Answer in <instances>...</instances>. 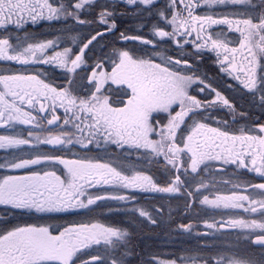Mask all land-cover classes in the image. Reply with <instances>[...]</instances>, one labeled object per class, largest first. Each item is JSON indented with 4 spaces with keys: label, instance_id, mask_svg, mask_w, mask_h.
<instances>
[{
    "label": "snow or ice",
    "instance_id": "6c2138e0",
    "mask_svg": "<svg viewBox=\"0 0 264 264\" xmlns=\"http://www.w3.org/2000/svg\"><path fill=\"white\" fill-rule=\"evenodd\" d=\"M92 0H78L74 5L59 4L54 7L50 0H0V25L11 21L20 24L27 17L35 22L43 18L47 12V19L58 18L60 15L76 16L75 10L82 9ZM138 0H126L129 5H135ZM198 2V0H197ZM228 0H204L205 4H225ZM248 0H231L233 4L247 3ZM142 5H152L154 0H139ZM183 5V7H178ZM171 7L176 10L168 19L163 12L165 23L161 27H153V36L158 38H172L178 36H190L196 33V39L202 40L198 47H208L217 52L223 51V61L228 63V69L235 73V79L249 90L257 89V68L264 72V15L258 17V22L253 19H214L212 16L193 15V5L190 0H171ZM69 8L74 9L69 11ZM185 12L187 15H185ZM112 13L102 11L100 21L108 24V17ZM80 23L86 21L80 20ZM215 24L236 25L235 31L240 34L238 47H229L228 43L213 38L211 34L202 36L205 25ZM112 23L109 30L114 28ZM171 27V31L165 30ZM92 36L79 54L74 58L72 49L65 48L63 52H56L54 56L43 60V63L56 62L67 72L74 73L82 63L83 53L97 36ZM127 40L129 37L123 36ZM132 39H142L132 37ZM145 44L152 45L153 40H143ZM179 43V41H177ZM53 46L52 41L36 45L29 44L22 50H17L7 39H0V59L17 61L28 64L31 61L39 63L37 51L43 53L46 48ZM241 59L237 61V54ZM115 59L111 60V73L105 71H93L90 80L95 84V91L88 97H79L70 91L69 86L63 88L51 87L40 79L39 75H0V124L11 126V122H19L32 126L27 132V137L17 135H0V149L18 148L21 145L33 143L47 144L51 146L78 143L84 145L98 143L103 139L106 143L111 142L120 146L132 145L137 149L150 150L156 156H163L166 163L171 165L178 173L168 186L160 187L151 176L135 172L126 175L111 164L93 162L87 159H64L60 156L37 154L34 158L25 159L13 157L0 163V168L26 169L31 165H39L42 162H56L63 164L67 169V178L62 179L55 172L33 171L25 175H5L0 178V205H12L19 209L34 208L39 212H61L72 209L87 208L97 201L112 199L128 201L132 199L124 195H93L89 189L97 185H112L123 190H140L146 192L177 193L186 186L181 175L199 173L200 166L205 161H223L225 164H237L248 168L250 161L252 169L264 176V135H230L226 131L209 127L205 123L194 121L188 127L186 117L192 119L198 115L199 109L207 107L195 96L189 94V88L193 76L185 75L178 65H187V60L174 59L162 52H153L145 57H137L127 50L113 52ZM154 57H160L161 62H155ZM102 65L97 64L96 68ZM230 73V74H231ZM111 81L115 84L127 85L130 91L128 99L122 107H113L109 97L103 95L101 89ZM259 97L264 104V74L259 76ZM202 83V81H201ZM217 99L222 100L224 105L229 101L217 93ZM39 103V111H46V103H50L53 113L51 119H47V125H55L60 117L55 115L56 106L64 108V126L71 125L70 130L53 132L45 128L31 111L25 110V106L35 107ZM178 105L179 111L172 115V106ZM168 113L169 119L166 124L159 125L154 120V113ZM70 114V115H69ZM186 125L187 135L181 138L180 133L185 131L181 125ZM85 129L87 134L84 135ZM38 130V131H37ZM74 130V131H73ZM259 130L264 132V125ZM79 133L80 135H77ZM158 135L159 139H153ZM178 139L180 142L178 143ZM182 144V146H181ZM186 158V159H185ZM185 165H187L185 167ZM207 166V165H205ZM206 187V185H201ZM253 191L259 189L264 194V183L251 186ZM199 192V189H197ZM192 192H188L192 196ZM86 200V203H85ZM247 202V206H245ZM202 204L216 209L235 210L243 209L248 213H256L258 208L260 215L264 217V199L251 200L247 195H239L233 192L231 195H217L214 199L204 196ZM141 216L149 214L139 210ZM150 218V217H149ZM229 227L251 230H260L264 233V219L262 220H229ZM220 227L225 222H219ZM188 229L190 225H181ZM208 228H215V224H207ZM127 236V231L117 227L105 226L100 223H80L64 227L53 234L50 227L46 226H17L10 230L0 232V264H109L104 258L95 256L90 260H81L84 250L93 245L103 246L106 249L115 250L121 241ZM256 243L264 245V234L257 235ZM193 264L199 259L197 256L187 257ZM247 264L246 261L235 258H222L217 264ZM110 264H120L112 259ZM174 264V262H173Z\"/></svg>",
    "mask_w": 264,
    "mask_h": 264
},
{
    "label": "rangeland",
    "instance_id": "374dc122",
    "mask_svg": "<svg viewBox=\"0 0 264 264\" xmlns=\"http://www.w3.org/2000/svg\"><path fill=\"white\" fill-rule=\"evenodd\" d=\"M54 7H58L63 3L67 5H74L78 0H50ZM193 5V15L205 16L209 15L213 18H224L227 16L229 19H253L254 22H258V17L264 15V0H248L247 3L233 4L231 0H228L225 4H205L204 0H190ZM151 6V7H148ZM178 7H182L179 5ZM74 9L69 8V11ZM108 11L112 13L108 17V24H104L100 21V13L102 11ZM175 8L171 7V0H154L152 5H142L138 2L135 5H129L126 0H92L90 4H86L82 9L75 10L78 15L69 16L68 19L74 23L80 25L81 29L84 28L82 38L79 41L77 51L73 52V45L64 44L57 47L58 41H53L51 50L46 48L43 53L37 51L36 55L39 58V63L31 61L28 64H21L17 61H8L0 59V75H14V74H31L36 75L38 69L51 70L59 81L54 83L50 82L51 87L63 88L69 86V80H71L70 91L73 95L79 97H88L93 91H95V84L90 80L93 71H105L111 73V69L107 68V65H111L110 61L100 59L99 62L103 66L99 69L96 68L97 64H93L87 68V64L80 66L74 73L67 72V69L61 67L58 63H43V60L54 56L56 52H63L65 48L72 49L74 58L75 54H79V49L83 47L84 43H87L92 36H96L97 33L101 35L97 36V39L92 42L85 49L84 53L88 52L89 59L93 57H109L115 59V56L109 54V51L117 50H134L133 54L137 57H147L155 52H162L166 56H170L174 59L189 60L195 56L198 57L199 68L203 69L198 75L196 73L191 74L187 67H182V73L185 75L193 76L194 86H190L189 93H197L198 98L202 102V105H207L198 111V115L194 119H186L187 126L190 127L194 121L207 124L209 127L218 128L221 131H226L230 135H241L240 132L243 129L242 124L246 126L247 135H264V132L259 130L261 125H264V109L259 110L255 115H250L247 112L246 115L239 113L236 109V104L233 100H236L242 93H247L246 98H254V93L245 88L240 81H233L232 75L228 77L231 83L236 86L233 89L227 87V80H219L217 74L221 65H225L223 57L217 55V52L208 47H198V44H202L203 41L195 43L194 34L190 36H178L175 39L172 38H158L153 36V27L159 25L164 26L165 19L160 15L161 12L171 18V14L175 11ZM198 12H201L200 14ZM65 15H60L58 18L51 19V21H58L60 19L65 21ZM16 18L13 17L11 21L5 22L0 25V38L3 37V33L6 30H10L5 33L6 39L17 50L26 48L29 44L36 45L40 43H47L48 41L39 39L37 36H32V31H28L26 34L31 35L28 38H21L26 28L31 21L30 18L25 17L20 24L15 22ZM40 21H47V12L43 18H38ZM83 20L86 23H80ZM147 20H149L147 22ZM114 23L115 27L109 30L111 24ZM95 24V25H93ZM121 26V27H120ZM36 27V26H35ZM236 25L232 27L226 24H215L210 27L205 26V32L201 33L202 36L211 34L213 38L224 40L229 38L230 47H238L235 43H239L240 36L235 31ZM165 30L171 31V27ZM53 37H58L63 40L61 36L63 34H56L51 32ZM123 36L127 37H140L142 39L125 40ZM26 37V36H25ZM15 39V40H14ZM143 40H153L152 45L145 44ZM193 40V42H191ZM179 41V43H177ZM120 43V47L116 48ZM193 44V45H192ZM143 46V49H140ZM197 50L201 52L198 53ZM221 51V50H220ZM149 53V55H146ZM100 54V55H98ZM175 54V55H174ZM86 57V54H85ZM155 62L160 63V57H154ZM241 58L237 57V61ZM264 64V61H261ZM181 65V64H180ZM206 65H209V70L212 76L206 69ZM112 66V65H111ZM84 67V68H82ZM105 67V68H104ZM179 68V65L177 66ZM219 73L222 75L228 70H223ZM188 70V72H187ZM36 72V73H35ZM204 72V74H203ZM260 67L257 68V77L260 76ZM72 77V78H71ZM71 78V79H70ZM53 80V79H51ZM202 81V83H201ZM84 82L85 85L81 86ZM191 84V85H192ZM86 86V87H85ZM198 89L200 91L198 92ZM103 95L109 97L113 107H122V101L126 103L130 91L127 89V85H120L108 81L103 89H101ZM219 93L223 94L229 101V105H224L222 100L213 98ZM195 95V94H194ZM196 95V96H197ZM208 97V98H206ZM260 102V100L258 101ZM60 115V120L55 125H47V122L41 123L45 128L53 131L54 133L63 127L64 130H70L71 125L64 126L65 110L59 107L57 104ZM172 115L179 111V106H172ZM240 109V108H239ZM53 113L50 111V116ZM70 115V114H69ZM50 117V119H51ZM43 117L42 119H44ZM169 119L168 113H154V120L159 125L166 124ZM242 122V123H240ZM12 123V122H11ZM13 126V125H11ZM9 129L0 131V135H9ZM32 127V126H30ZM17 129L16 127L12 130ZM30 129V128H29ZM181 129H185L187 135L186 125L182 124ZM241 129V130H239ZM234 130L237 132L234 133ZM239 130V131H238ZM74 131V130H73ZM28 130H20L18 134L23 137H27ZM244 133V134H245ZM87 134L85 129L84 135ZM77 135H80L77 133ZM182 138V135L180 133ZM153 139H159L158 135H154ZM29 145H21L18 148L1 149L0 163H4L6 160H11L13 157H22L25 159L34 158L37 154H46L47 150L56 151L54 156H60L64 159H87L93 162L107 163L121 170L126 175H132L135 172H141L142 174L151 176L153 181L160 187L168 186L169 182L174 179L178 173L171 165H168L163 156L156 157L150 150L137 149L132 145H117L111 142H105L103 139H99L98 143L93 142L85 145L73 143L58 146H40L37 143ZM178 143L180 140L178 139ZM47 145V144H46ZM182 146V144H181ZM156 159H160L156 161ZM186 159V158H185ZM150 161L156 163V170L161 169V176H153L156 171H148L147 173L140 170V164L144 161ZM248 168L238 166L237 164H225L223 161L209 160L205 161V164L200 166L199 173H191L188 170L187 175H181V179L185 181L186 186L177 193H161V192H146L135 189L123 190L112 185H97L89 192L93 195H124L127 194L132 199L128 201H117L112 199H104L97 201L95 204L82 209H72L61 212H39L34 208L19 209L12 205H1L0 207V232L4 230H10L17 226H46L50 227L53 234H58L64 227L72 224L80 223H100L105 226L117 227L127 231V236L123 241L119 243V246L112 250L111 248H105L103 246L93 245L91 248L84 250V254L81 256V260H90L92 257L99 256L109 262L112 259H116L120 264H193V262L187 257L197 256L199 259L195 261V264H217L218 260L222 258H235L237 260L246 261L247 264H264V258L245 256L243 252L238 249L249 242L253 241V245L256 243L257 235L260 230H255L253 233L248 229L232 228L227 225L229 220H262L264 217L260 215V210L256 213H248L243 209L226 210L216 209L209 205L202 204L204 196H208L209 199H214L217 195H231L236 192L239 195H247L251 200L264 199V194L261 190L257 189L253 191L251 186L264 183V176L255 172L252 169L250 161ZM43 163V162H42ZM48 165L44 171L55 172L56 175L62 179L67 178V169L63 164L56 162H45ZM161 165V166H160ZM207 165V166H205ZM187 165H185L186 167ZM0 178L5 175H25V169H9L7 167L1 168ZM35 171H40L41 168H32ZM206 187H201V185ZM199 189V192H197ZM188 192H192V196L188 195ZM86 203V200H85ZM247 206V202H245ZM145 210L149 215L141 216L139 210ZM150 217V218H149ZM225 222L223 228L220 227L219 222ZM207 224H215V228H208ZM181 225H190L188 229L182 228ZM134 227V228H133ZM160 231L161 233H158ZM139 232L144 234L140 235ZM148 234V236L146 235ZM143 239L145 247L148 248L146 254H142L141 249L138 246V240L140 237ZM152 237H158V241ZM237 238V241L235 240ZM141 243V244H142ZM137 247L134 249V245ZM80 264V261H77ZM223 264H227V259L223 260Z\"/></svg>",
    "mask_w": 264,
    "mask_h": 264
},
{
    "label": "flooded vegetation",
    "instance_id": "af4514ba",
    "mask_svg": "<svg viewBox=\"0 0 264 264\" xmlns=\"http://www.w3.org/2000/svg\"><path fill=\"white\" fill-rule=\"evenodd\" d=\"M182 7H183V5H182ZM199 14L201 13V12H198ZM185 15H187V13L185 12ZM214 19H223L222 17L220 18H214ZM93 25H95V24H93ZM221 25H223V24H221ZM206 26V25H205ZM233 25H231V27H232ZM208 27V26H207ZM83 30H84V28H82L81 29V31H79V32H77L76 33V42H77V45H79V41H80V39H83L82 38V33H83ZM195 36H194V41H195V43H197V42H200L201 40H197L196 39V33L194 34ZM240 36V34L238 33V37ZM131 40H134V39H132V36L131 37H129ZM128 40V39H127ZM222 41H224L225 43H228V45H229V43H230V40H229V38H226V39H224V40H222ZM191 42H193V40H191ZM236 45H238L239 43H235ZM193 45V44H192ZM118 47H120V43L118 42V45L116 46V48H118ZM229 47H230V45H229ZM236 47V46H235ZM144 47L143 46H141V48L140 49H143ZM203 49H204V47H202ZM86 51H87V49H86ZM129 51L130 52H133L134 54L136 53L135 51H136V49H134V50H131V49H129ZM113 52L114 51H109V54L110 55H112L113 54ZM197 52L198 53H200L201 51L200 50H197ZM175 55V54H174ZM221 56L223 57V51L221 50ZM237 57H239V58H241V56H240V54L238 53L237 54ZM107 58H109V59H111L109 56L107 57ZM83 60H84V63H86L87 64V66L89 65V62L87 61V59H86V57H85V54H83ZM188 61V64L187 65H184V64H181V65H179V69H181L182 67H187L188 68V70H189V72H191V74H194V73H196L197 75L201 72V71H203V69H201V68H199V61H198V57L197 56H195V57H193V58H191V59H189V60H187ZM4 62H6V60L4 61ZM84 63H82L80 66H84L85 68H86V66L84 65ZM224 63H225V65H221V67L219 68V71L221 72L222 71V69L221 68H223V70H225V69H227L228 68V63L226 62V61H224ZM84 67H82V68H84ZM206 69H207V71L209 72V75L210 76H212V74L213 73H211L210 72V70H209V65H206ZM188 70H187V72H188ZM219 71L218 72H216V73H214V74H217V78L219 79V80H222V79H225V80H227V87L229 88V89H233L236 85L235 84H233V83H231V81H230V79L228 78V77H230L231 75H232V77H233V81L234 82H236V81H239V80H237V79H235V73H231V70L230 69H228V71L229 72H226V73H224L223 75H222V73H219ZM36 73V72H35ZM231 73V74H230ZM203 74H204V72H203ZM260 74L262 75V74H264V72H262L261 71V68H260ZM36 75H39V77H40V79H42V80H44V82L45 83H47V84H51L50 82H52V83H54L55 81H59L60 79H54V78H57V77H49V76H47V70H46V68H44V69H38V73H36ZM188 75H189V73H188ZM192 76V75H191ZM51 79H53V80H51ZM259 84H260V82H259V79H257V89L256 90H251L253 93H254V95H255V97L254 98H251V97H248V98H246L245 96H246V94L247 93H242L236 100H233L234 101V103L236 104V109H238L239 110V113H241V114H243V115H246L247 114V112H249L250 113V115H255L256 116V113L259 111V110H261V109H264V104H262L261 102H258L260 99H259V97H260V95L262 94L261 93V91H259L258 89H259ZM81 85H85L84 83H81ZM192 87L194 86V84H192L191 85ZM200 91V89H198V92ZM190 92V91H189ZM200 93H202L201 91H200ZM190 95H192V96H195L197 99L200 97V96H198L197 95V93H194V94H192V93H189ZM197 95V96H196ZM221 97H225L223 94H221L220 95ZM217 97V95H215L213 98H216ZM200 98H203V97H200ZM206 98H208V97H206ZM176 107H177V105H176ZM203 108V107H202ZM240 108V109H239ZM25 110H28V111H31L32 112V114L34 115V116H37V119H38V121L40 122V123H44V122H47V119H50V111H51V106H50V103H46V111L45 112H40L39 111V103H37L36 105H35V107H30V106H25ZM56 114H58V115H60V113H59V110H58V108H57V106H56V111H55V115ZM43 117H45L44 119H42ZM196 116H194L192 119H194ZM257 117V116H256ZM187 118V117H186ZM240 123H242V122H240ZM11 125H13V126H11V131L9 130V135H17L18 134V132L20 131V130H29V128H30V126L29 125H24V124H21V123H19L18 121L17 122H12L11 123ZM245 124H242V126H243V129L241 130V129H239V130H241L240 132H242V134L241 135H247V133H245L246 132V126H244ZM17 128V129H15V130H12V129H14V128ZM10 128V126H8V125H5V124H0V131L1 130H4V129H9ZM217 128V127H216ZM238 130V131H239ZM38 131V130H37ZM235 132H237V130H234V133ZM245 133V134H244ZM254 136H256V135H254ZM34 143H36V142H34ZM40 146H43V145H45V146H48V145H46V144H39ZM45 146H43V147H41V148H44ZM0 153H1V149H0ZM55 153H56V151H54V150H49V152H48V150H47V152H46V154L47 155H55ZM41 165H42V169L40 170V171H36V172H40L41 174H43V172H46V171H44V169L46 168V167H48V165L47 164H45V162H43V163H41V164H39V165H31V166H29L28 168H26L25 170H24V172H25V174H29V173H31V172H33V171H35V170H33L32 168H41ZM0 170H2L1 168H0ZM48 172V171H47ZM143 172H145V173H147L145 170H143ZM151 172V171H150ZM156 172V171H155ZM155 172L152 174V175H154L155 174ZM1 175V174H0ZM0 207H1V205H0ZM236 241H237V238L235 239ZM253 243V241L252 242H249L248 244L246 243L244 246H243V248H240V249H238V251H241V252H243V254L245 255V256H254V257H261V258H264V245H262V244H258V245H256V244H252Z\"/></svg>",
    "mask_w": 264,
    "mask_h": 264
},
{
    "label": "bare ground",
    "instance_id": "6f19581e",
    "mask_svg": "<svg viewBox=\"0 0 264 264\" xmlns=\"http://www.w3.org/2000/svg\"><path fill=\"white\" fill-rule=\"evenodd\" d=\"M65 19H68L69 18V16H66V17H64ZM33 23H31V25H32ZM46 24H48V25H53V24H55V27L58 29V30H65V29H67V28H69V27H71V25L72 26H74V28H75V30H76V32H79V31H81V27H80V25L79 24H72L71 22H69V21H64V22H57V23H50V22H48V21H42V22H40L38 25H37V27L36 28H38V30H42V29H44L45 27H46ZM76 38H74V40H75ZM77 48H79L77 45H74L73 46V52L75 53L76 51H77ZM97 64H100V63H97ZM100 65H102V64H100ZM103 66V65H102ZM111 69V68H110ZM181 135H182V137L183 136H186V132H182L181 133ZM156 161H159L160 162V159H156ZM140 166V170H145L146 172L147 171H155L156 170V163H151L149 160L146 162V161H144V163L143 164H140L139 165ZM161 166V165H160ZM153 176H161V169L160 168H158L157 170H156V172H155V174L153 175ZM134 228V227H133ZM158 233H161L160 231H158ZM139 234L140 235H142V234H144V233H142V232H139ZM140 235H138L139 237H140ZM147 236H148V234H146ZM153 239H155L156 241H158V237H152ZM143 239L140 237V239L138 240V246H139V248H137V249H141V252H142V254L144 255V254H146V252H147V250H148V248L147 247H145V245H144V243H142V242H140V241H142ZM142 243V244H141ZM137 247V244H135L134 245V249Z\"/></svg>",
    "mask_w": 264,
    "mask_h": 264
},
{
    "label": "trees",
    "instance_id": "16d2710c",
    "mask_svg": "<svg viewBox=\"0 0 264 264\" xmlns=\"http://www.w3.org/2000/svg\"><path fill=\"white\" fill-rule=\"evenodd\" d=\"M149 20H147L148 22ZM121 27V26H120ZM63 34L64 36H61L63 40H60L62 44H72L74 40V33L73 31H61L60 35ZM100 55V54H98Z\"/></svg>",
    "mask_w": 264,
    "mask_h": 264
}]
</instances>
